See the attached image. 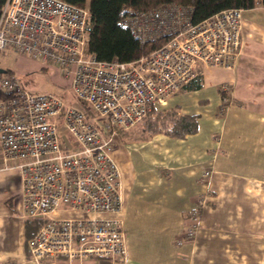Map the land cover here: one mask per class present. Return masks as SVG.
I'll return each instance as SVG.
<instances>
[{
    "label": "built area",
    "instance_id": "obj_1",
    "mask_svg": "<svg viewBox=\"0 0 264 264\" xmlns=\"http://www.w3.org/2000/svg\"><path fill=\"white\" fill-rule=\"evenodd\" d=\"M243 10L229 7L195 22L192 5L127 8L120 24L141 43L166 41L125 61L102 60L89 50L88 5L6 0L0 49L60 68L85 106L55 92H32L9 70L0 72V171H19L23 215L42 220L28 241L34 263L128 264L124 221L117 215L123 199L115 137L196 79L200 65L232 66L242 46ZM95 116L103 118L105 131ZM210 176L205 169L201 180ZM206 195H199L191 211L184 229L188 239L195 238Z\"/></svg>",
    "mask_w": 264,
    "mask_h": 264
},
{
    "label": "crops",
    "instance_id": "obj_2",
    "mask_svg": "<svg viewBox=\"0 0 264 264\" xmlns=\"http://www.w3.org/2000/svg\"><path fill=\"white\" fill-rule=\"evenodd\" d=\"M199 67L196 79L155 105L195 114L197 130L152 132L144 121L141 131L120 130L115 137L123 199L117 215L128 264H264L263 19L243 17L232 66ZM205 169H211L207 182ZM201 194L207 201L195 238L188 239L184 229ZM23 211L19 171L1 170L0 264H36L28 241L40 228L31 222L41 219Z\"/></svg>",
    "mask_w": 264,
    "mask_h": 264
},
{
    "label": "trees",
    "instance_id": "obj_3",
    "mask_svg": "<svg viewBox=\"0 0 264 264\" xmlns=\"http://www.w3.org/2000/svg\"><path fill=\"white\" fill-rule=\"evenodd\" d=\"M79 6L90 7L92 28L88 48L99 59L118 58L130 61L151 52L162 45L166 37L141 43L131 29L120 24L121 12L127 8L147 10L166 3L192 5L193 21H200L222 9L229 7L255 8L264 6V0H67ZM6 0H0V9ZM152 132L164 131L172 135L184 136L197 130L195 114L179 115L177 110H157L156 106L142 120Z\"/></svg>",
    "mask_w": 264,
    "mask_h": 264
},
{
    "label": "rangeland",
    "instance_id": "obj_4",
    "mask_svg": "<svg viewBox=\"0 0 264 264\" xmlns=\"http://www.w3.org/2000/svg\"><path fill=\"white\" fill-rule=\"evenodd\" d=\"M252 14L261 17L264 21V6L244 9L243 17H246L247 15L251 16ZM0 67L6 68L9 70V72L18 76L22 80L26 88H28L32 92H55L60 94L66 100V102L74 104L75 106L80 108H85L84 103L77 98L74 92V89L72 87V78L65 76L61 72V69L56 66H44L31 57L19 54L12 49H7L5 51L0 49ZM178 95H176V98L178 97ZM189 99L193 100L194 98ZM173 103H171L170 105H173ZM93 120L100 126L102 130L105 131L103 118L95 116ZM143 123L144 121H141L132 128L134 130L137 129L141 131V127L144 126ZM66 134H69V132H66ZM69 138L73 140V137L71 135L69 136ZM34 223H38V225H41V220L31 222V224Z\"/></svg>",
    "mask_w": 264,
    "mask_h": 264
},
{
    "label": "water",
    "instance_id": "obj_5",
    "mask_svg": "<svg viewBox=\"0 0 264 264\" xmlns=\"http://www.w3.org/2000/svg\"><path fill=\"white\" fill-rule=\"evenodd\" d=\"M7 71H8V69L0 67V72H7Z\"/></svg>",
    "mask_w": 264,
    "mask_h": 264
}]
</instances>
